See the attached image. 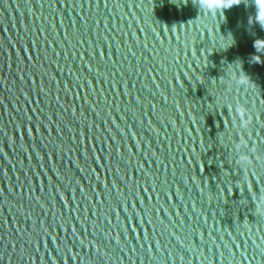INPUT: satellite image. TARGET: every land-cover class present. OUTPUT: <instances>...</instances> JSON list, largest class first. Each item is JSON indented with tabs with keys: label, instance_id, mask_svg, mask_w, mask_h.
Here are the masks:
<instances>
[{
	"label": "water",
	"instance_id": "1",
	"mask_svg": "<svg viewBox=\"0 0 264 264\" xmlns=\"http://www.w3.org/2000/svg\"><path fill=\"white\" fill-rule=\"evenodd\" d=\"M255 3L0 0V264H264Z\"/></svg>",
	"mask_w": 264,
	"mask_h": 264
},
{
	"label": "clouds",
	"instance_id": "2",
	"mask_svg": "<svg viewBox=\"0 0 264 264\" xmlns=\"http://www.w3.org/2000/svg\"><path fill=\"white\" fill-rule=\"evenodd\" d=\"M202 4H206L209 9L219 8L226 9L231 8L234 5H238L241 3V0H215L213 3L212 0H201ZM255 7L257 9L256 12V22H258L261 27H264V16L261 15L262 10H264V4L260 3V0H256ZM257 47H264V44H259Z\"/></svg>",
	"mask_w": 264,
	"mask_h": 264
}]
</instances>
